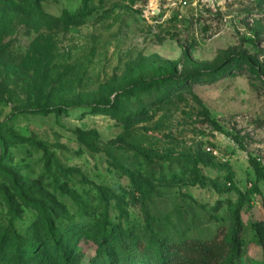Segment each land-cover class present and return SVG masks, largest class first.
<instances>
[{
    "label": "rangeland",
    "instance_id": "374dc122",
    "mask_svg": "<svg viewBox=\"0 0 264 264\" xmlns=\"http://www.w3.org/2000/svg\"><path fill=\"white\" fill-rule=\"evenodd\" d=\"M264 264V0H0V264Z\"/></svg>",
    "mask_w": 264,
    "mask_h": 264
},
{
    "label": "trees",
    "instance_id": "16d2710c",
    "mask_svg": "<svg viewBox=\"0 0 264 264\" xmlns=\"http://www.w3.org/2000/svg\"><path fill=\"white\" fill-rule=\"evenodd\" d=\"M165 264H168V263H165Z\"/></svg>",
    "mask_w": 264,
    "mask_h": 264
}]
</instances>
